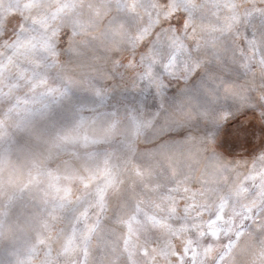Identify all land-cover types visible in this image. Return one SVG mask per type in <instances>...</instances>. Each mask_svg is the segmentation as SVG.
Instances as JSON below:
<instances>
[{"label": "snow or ice", "instance_id": "1", "mask_svg": "<svg viewBox=\"0 0 264 264\" xmlns=\"http://www.w3.org/2000/svg\"><path fill=\"white\" fill-rule=\"evenodd\" d=\"M0 264H264V0H0Z\"/></svg>", "mask_w": 264, "mask_h": 264}]
</instances>
